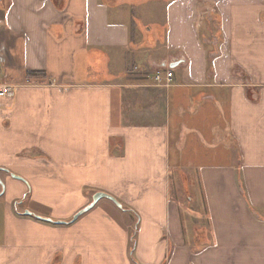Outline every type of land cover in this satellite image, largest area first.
<instances>
[{
	"label": "crops",
	"instance_id": "crops-1",
	"mask_svg": "<svg viewBox=\"0 0 264 264\" xmlns=\"http://www.w3.org/2000/svg\"><path fill=\"white\" fill-rule=\"evenodd\" d=\"M0 60V264H264V0H0Z\"/></svg>",
	"mask_w": 264,
	"mask_h": 264
},
{
	"label": "rangeland",
	"instance_id": "rangeland-1",
	"mask_svg": "<svg viewBox=\"0 0 264 264\" xmlns=\"http://www.w3.org/2000/svg\"><path fill=\"white\" fill-rule=\"evenodd\" d=\"M160 13H162V11H160ZM160 16L161 17H159L158 19L143 17L142 19L143 28L145 29V27L147 26L149 27L152 26V23L157 22L159 19L161 21L163 19L162 18L163 16L162 14H160ZM152 20L154 21L152 22ZM171 173L172 174H170V177L173 178L174 182L176 183L175 188H176L178 195L180 196L181 201H184V203H187L186 199L188 195H191V196L198 195V187H197V182L195 179L194 171L187 170V169H181V170H171ZM3 178H4L3 174L0 173V207H1V203H3L4 201L2 198L4 196V194L2 193L5 190ZM15 203L12 204V208L14 209L15 212H24V210L27 209L26 207L27 201H24L21 204H15ZM203 223H204L203 220L196 221L193 225L194 229L201 230ZM0 226H1V222H0Z\"/></svg>",
	"mask_w": 264,
	"mask_h": 264
},
{
	"label": "water",
	"instance_id": "water-1",
	"mask_svg": "<svg viewBox=\"0 0 264 264\" xmlns=\"http://www.w3.org/2000/svg\"><path fill=\"white\" fill-rule=\"evenodd\" d=\"M103 197H106V198H109L113 201H115L112 197H110L109 195L107 194H104V193H101V192H97L95 195H93L92 197V201L90 204H88L86 207H84L83 209H81L80 211H78L75 215H74V219L77 218V216L81 215L82 213L86 212L87 210H89L90 208L93 207V205L100 199V198H103ZM26 214H30L29 211H25ZM48 221H50V219H46Z\"/></svg>",
	"mask_w": 264,
	"mask_h": 264
},
{
	"label": "built area",
	"instance_id": "built-area-1",
	"mask_svg": "<svg viewBox=\"0 0 264 264\" xmlns=\"http://www.w3.org/2000/svg\"><path fill=\"white\" fill-rule=\"evenodd\" d=\"M1 68H2V62L0 60V74H1ZM171 75H172L171 72H169V71L166 72V78L167 79H169L171 77ZM156 80L157 81L161 80V78L158 74L156 76ZM11 93H12V89L8 84L3 83L0 85V96H9V95H11Z\"/></svg>",
	"mask_w": 264,
	"mask_h": 264
},
{
	"label": "trees",
	"instance_id": "trees-1",
	"mask_svg": "<svg viewBox=\"0 0 264 264\" xmlns=\"http://www.w3.org/2000/svg\"><path fill=\"white\" fill-rule=\"evenodd\" d=\"M242 186V184H241ZM29 199V193L27 192L26 195L20 200V201H16L15 204H21L23 203L24 201H28ZM136 228H137V225L134 226V230H133V233L131 235V251L133 252V248H134V245H135V232H136Z\"/></svg>",
	"mask_w": 264,
	"mask_h": 264
}]
</instances>
